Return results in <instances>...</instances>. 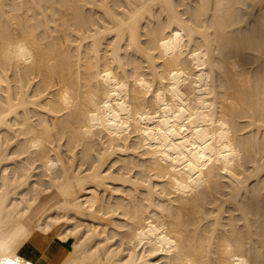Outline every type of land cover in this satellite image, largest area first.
<instances>
[{
  "label": "bare ground",
  "instance_id": "bare-ground-1",
  "mask_svg": "<svg viewBox=\"0 0 264 264\" xmlns=\"http://www.w3.org/2000/svg\"><path fill=\"white\" fill-rule=\"evenodd\" d=\"M264 264V0H0V264Z\"/></svg>",
  "mask_w": 264,
  "mask_h": 264
},
{
  "label": "snow or ice",
  "instance_id": "snow-or-ice-1",
  "mask_svg": "<svg viewBox=\"0 0 264 264\" xmlns=\"http://www.w3.org/2000/svg\"><path fill=\"white\" fill-rule=\"evenodd\" d=\"M8 264H12V261H8Z\"/></svg>",
  "mask_w": 264,
  "mask_h": 264
}]
</instances>
